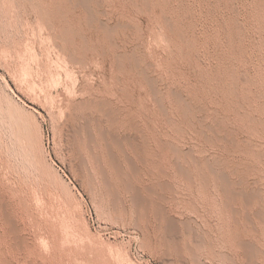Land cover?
<instances>
[{"label": "rangeland", "instance_id": "374dc122", "mask_svg": "<svg viewBox=\"0 0 264 264\" xmlns=\"http://www.w3.org/2000/svg\"><path fill=\"white\" fill-rule=\"evenodd\" d=\"M151 1L0 0V264H264V0Z\"/></svg>", "mask_w": 264, "mask_h": 264}, {"label": "bare ground", "instance_id": "6f19581e", "mask_svg": "<svg viewBox=\"0 0 264 264\" xmlns=\"http://www.w3.org/2000/svg\"><path fill=\"white\" fill-rule=\"evenodd\" d=\"M148 2H147V4L148 5H150V3H149V0H147ZM184 1V0H183ZM76 2V1H75ZM78 2V1H77ZM85 2V1H84ZM89 1H87V3H88ZM134 2V1H133ZM145 2V1H144ZM151 2H153V0L151 1ZM156 2H157V0H156ZM80 3V2H79ZM90 4V3H89ZM156 4V3H155ZM165 4V3H164ZM83 5V4H82ZM54 6V5H53ZM85 6V5H84ZM168 6V5H167ZM200 6V5H199ZM201 7V6H200ZM86 8V7H85ZM89 8V7H88ZM140 8V7H139ZM147 9V8H146ZM212 9H213V7H212ZM45 10V9H44ZM71 10V9H70ZM91 10V9H90ZM90 10L88 11V12H90ZM93 10V9H92ZM46 11V10H45ZM48 11V10H47ZM94 11V10H93ZM143 11V10H142ZM248 11V10H247ZM62 13V12H61ZM145 13V12H144ZM49 14V13H48ZM90 14V13H89ZM162 14H164V13H162ZM47 15V14H46ZM92 15V14H91ZM90 15V16H91ZM94 15V14H93ZM48 16H50V14L48 15ZM64 16V15H63ZM46 17V16H45ZM94 17H96V16H94ZM163 17H165V16H163ZM205 17V16H204ZM93 18V17H92ZM167 18V17H166ZM51 19V18H50ZM95 19V18H94ZM171 20V19H170ZM201 20V19H200ZM199 20V21H200ZM264 20V19H263ZM49 20H47V22H48ZM88 21V20H87ZM92 21V20H91ZM202 21V20H201ZM200 21V22H201ZM255 21V20H254ZM257 21V20H256ZM50 23V22H49ZM52 23V22H51ZM101 24V23H100ZM167 24V23H166ZM219 24V23H218ZM70 25V24H69ZM90 25V24H89ZM173 25V24H172ZM102 26V25H101ZM117 26V25H116ZM122 26V25H121ZM125 26V25H124ZM127 26V25H126ZM206 26V25H205ZM104 27V26H103ZM108 27V26H107ZM110 27V26H109ZM119 28H121L120 27V25L118 26ZM131 27V26H130ZM185 27V26H184ZM118 28V29H119ZM162 28V27H161ZM260 28V27H259ZM67 29V28H66ZM72 29V28H71ZM242 29V28H241ZM110 30V29H109ZM247 30H248V28H247ZM107 31V30H106ZM69 32V31H68ZM112 32V31H111ZM117 32V31H116ZM142 32V31H141ZM64 33V32H63ZM77 33V32H76ZM67 34V33H66ZM240 34V33H239ZM114 35V34H113ZM202 35V34H201ZM129 37V36H128ZM250 37V36H249ZM169 39V38H168ZM167 39V40H168ZM110 40V39H109ZM251 40V39H250ZM253 40V39H252ZM69 41V40H68ZM108 41V40H107ZM170 41V40H169ZM219 41V40H218ZM223 41V40H222ZM112 43V42H111ZM192 43V42H191ZM244 43V42H243ZM256 44V43H255ZM178 47V46H177ZM181 49V48H180ZM215 51V50H214ZM127 54V53H126ZM134 56V55H133ZM136 56V55H135ZM189 56V55H188ZM121 57H124V56H121ZM127 57V56H126ZM135 58V57H134ZM119 59V58H118ZM123 59V58H122ZM119 65V64H118ZM221 65V64H220ZM230 68V67H229ZM141 72V71H140ZM221 72V71H220ZM235 72V71H234ZM208 73V72H207ZM141 74V73H140ZM145 74H146V72H145ZM238 74V73H237ZM139 75V74H138ZM147 76V75H146ZM247 76V75H246ZM144 77H145V75H144ZM248 77V76H247ZM228 79V78H227ZM245 79V78H244ZM252 79V78H251ZM254 79H256V78H254ZM147 81H148V79H147ZM238 82V81H237ZM258 82V81H257ZM209 83V82H208ZM240 84V83H239ZM236 85H238V84H236V82H235V80L234 81H232L231 80V82H230V87L233 89ZM153 86V85H152ZM229 87V88H230ZM249 87V86H248ZM251 87V86H250ZM236 88V87H235ZM234 88V89H235ZM155 89V88H154ZM216 89V88H215ZM155 91V90H154ZM220 91V90H219ZM156 92V91H155ZM215 93V92H214ZM230 93V92H229ZM264 93V92H263ZM178 94V93H177ZM227 94V93H226ZM232 94V93H231ZM155 96V95H154ZM233 96V95H232ZM238 96V95H237ZM241 97H243V96H241ZM216 98V97H215ZM226 98V97H225ZM232 98V97H231ZM237 98V97H236ZM245 98V97H244ZM185 100V99H184ZM247 100V99H246ZM100 101V100H99ZM227 101H228V99H227ZM229 102V101H228ZM232 102V101H231ZM239 102V101H238ZM249 102V101H248ZM220 103V102H219ZM234 103V102H233ZM232 103V104H233ZM250 103V102H249ZM93 104V103H92ZM109 104V103H108ZM179 104V103H178ZM228 104V103H227ZM236 104V103H235ZM240 104V103H239ZM247 104V103H246ZM112 105V104H111ZM236 105H238V104H236ZM242 105V104H241ZM161 106V105H160ZM239 106V105H238ZM94 107V106H93ZM237 107V106H236ZM180 108V107H179ZM240 108V107H239ZM100 109V108H99ZM236 109V108H235ZM104 110H105V108H104ZM201 110V109H200ZM99 111V110H98ZM109 111H111V110H109ZM109 114V113H108ZM110 114H111V112H110ZM113 114V113H112ZM240 115V114H239ZM246 115V114H245ZM249 115V114H248ZM110 117V116H109ZM106 118V117H105ZM248 118V117H247ZM253 118V117H252ZM120 119V118H119ZM238 119V118H237ZM174 121V120H173ZM253 121V120H252ZM169 122V121H168ZM99 124V123H98ZM192 124V123H191ZM134 125V124H133ZM246 125V124H245ZM86 127V126H85ZM227 127H228V125H227ZM252 127V126H251ZM258 127V126H257ZM109 129V128H108ZM253 129V128H252ZM256 129V128H255ZM139 130V129H138ZM102 132V131H101ZM104 132L105 131H103V133H101V134H104ZM107 132V131H106ZM116 132V131H115ZM215 132H216V130H215ZM99 133H100V131H99ZM224 133V132H223ZM70 134V133H69ZM106 134V133H105ZM104 134V135H105ZM113 134V133H112ZM227 134V133H226ZM73 135V134H72ZM109 135V134H108ZM224 135V134H223ZM93 136V135H92ZM107 136V135H106ZM106 136H105V138H106ZM112 136V135H111ZM94 137V136H93ZM116 137V136H115ZM226 137V136H225ZM67 138V137H66ZM81 138V137H80ZM236 138V137H235ZM90 139H92L91 137H90ZM138 139V138H137ZM229 139V138H228ZM104 140V139H103ZM106 140H107V138H106ZM114 140L116 141V142H118L117 141V138H114ZM130 139H128V141H129ZM234 140V139H233ZM236 140V139H235ZM72 141V140H71ZM90 141V140H89ZM108 141V140H107ZM93 141H91L90 143H92ZM127 142V141H126ZM229 142V141H228ZM232 142V141H231ZM230 142V143H231ZM236 142H237V140H236ZM117 144V143H116ZM119 145V144H118ZM148 145V144H147ZM234 145V144H233ZM89 146V145H88ZM235 146V145H234ZM145 147V146H144ZM151 147V146H150ZM108 148V147H107ZM106 148V149H107ZM173 148H175V147H173ZM109 149V148H108ZM111 151V150H110ZM92 154V153H91ZM135 154V153H134ZM182 154V153H181ZM146 155V154H145ZM112 156V155H111ZM114 156V155H113ZM154 156V155H153ZM78 157V156H77ZM152 157V156H151ZM178 157V156H177ZM35 159V158H34ZM118 160V159H117ZM117 160H115V162L117 161ZM38 161V160H37ZM112 162V161H111ZM114 162V161H113ZM113 162H112V164H113ZM114 162V163H115ZM119 163V162H118ZM117 163V164H118ZM71 164V163H70ZM134 164V163H133ZM119 165V164H118ZM118 165H116V166H118ZM129 165V164H128ZM73 166V165H72ZM122 166V165H121ZM157 166V165H156ZM201 166V165H200ZM120 167V166H119ZM131 167V166H130ZM135 167V166H134ZM72 169H73V167H72ZM132 169V168H131ZM134 169V168H133ZM135 169H137V168H135ZM134 169V170H135ZM180 169V168H179ZM207 169V168H206ZM183 170V169H182ZM181 170V171H182ZM212 170V169H211ZM138 171V170H137ZM120 172H122V171H120ZM217 172V171H216ZM138 173H139V171H138ZM154 173V172H153ZM135 174H137V173H135ZM185 174V173H184ZM188 174V173H187ZM218 174V173H217ZM118 176V175H117ZM222 176V175H221ZM223 176H224V173H223ZM187 177V176H186ZM190 177V176H189ZM120 178V177H119ZM121 178H123V180H124V177L122 176ZM219 178V177H218ZM221 178V177H220ZM223 178H225V177H223ZM226 180H227V178H225ZM190 180V179H189ZM205 180V179H204ZM220 180V179H219ZM126 181V180H125ZM126 182H129V181H126ZM227 182L228 183H231V182H229V180H227ZM227 182H225V183H227ZM225 184V187L223 186V188H226V190L228 191L227 192V195H228V193L231 195V196H233V197H237V198H243L247 203H250V202H252V200H253V198L248 194H244L245 192L247 193V191H245L244 193L243 192H241V189H240V191H237V190H235L233 187H235V186H231L230 184ZM128 184V183H127ZM131 185H132V183H130ZM161 184V183H160ZM208 184V183H207ZM237 185V184H236ZM153 186V185H152ZM159 186V185H158ZM162 186V185H161ZM166 186V185H165ZM129 187H131L129 184H128V189H131V188H129ZM163 187V186H162ZM165 188V187H164ZM134 189V188H133ZM135 190V189H134ZM150 190H153V189H150ZM226 190H225V192H226ZM243 190V189H242ZM129 191V190H128ZM244 191V190H243ZM153 192H155L154 190H153ZM141 194V193H140ZM252 194V193H251ZM229 196V195H228ZM135 197H138L137 195L135 196ZM139 197H140V195H139ZM142 197V196H141ZM145 197V196H144ZM255 198V197H254ZM151 199V198H150ZM164 199V198H163ZM240 199V200H241ZM242 199V200H243ZM146 200V199H145ZM145 200H143V199H141V198H137V201H138V205L137 206H139V209H141L143 212H146L147 213V211L149 210V209H153V211L155 212V214H160V215H162V214H164L163 212H162V206L161 207H158V206H152L150 203H148L147 201H145ZM153 200V199H152ZM234 200H235V198H234ZM135 201V200H134ZM136 201V202H137ZM150 202V201H149ZM152 202V201H151ZM241 202V201H240ZM244 202V201H243ZM253 202H254V200H253ZM159 203V202H158ZM242 203V202H241ZM227 204V203H226ZM232 204V203H231ZM153 205H155V204H153ZM247 205V204H246ZM3 208V207H2ZM138 209V210H139ZM164 210V209H163ZM149 212V211H148ZM260 216V215H259ZM258 216V217H259ZM6 217V216H5ZM161 217V216H160ZM163 218V217H162ZM10 219V218H9ZM9 219H7L8 221H9ZM11 220V219H10ZM262 221H264L263 219H262ZM9 223V222H8ZM12 224H14V223H12ZM170 224V223H169ZM15 225V224H14ZM14 227V226H13ZM167 227H169V226H167ZM174 228V227H173ZM13 229H15V228H13ZM13 234V233H12ZM172 236V235H171ZM237 236V235H236ZM18 239V238H17ZM172 240V239H171ZM13 241V240H12ZM19 242V241H18ZM248 244V243H247ZM16 247V246H15ZM246 249V248H245ZM250 249V248H249ZM252 250V249H251ZM257 250V249H256ZM256 250H255V253H254V250H253V252H251V253H254V255L256 254ZM247 251V250H246ZM249 251V250H248ZM250 252V251H249ZM251 253H249V254H251ZM253 255V254H252ZM251 255V256H252ZM253 255V256H254ZM250 256V257H251ZM9 259V258H8ZM7 260V259H6ZM4 263V262H3ZM7 263V262H6Z\"/></svg>", "mask_w": 264, "mask_h": 264}]
</instances>
